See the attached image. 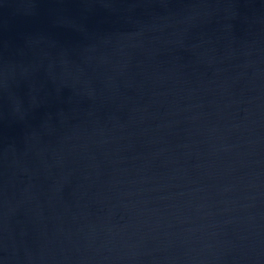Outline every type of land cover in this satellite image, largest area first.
<instances>
[{"label":"water","instance_id":"1","mask_svg":"<svg viewBox=\"0 0 264 264\" xmlns=\"http://www.w3.org/2000/svg\"><path fill=\"white\" fill-rule=\"evenodd\" d=\"M0 264H264V0H0Z\"/></svg>","mask_w":264,"mask_h":264}]
</instances>
